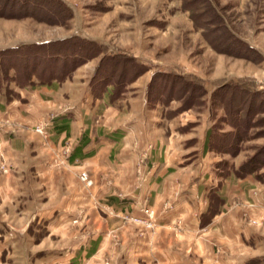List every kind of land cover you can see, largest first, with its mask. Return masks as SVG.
Returning <instances> with one entry per match:
<instances>
[{
  "label": "rangeland",
  "instance_id": "obj_1",
  "mask_svg": "<svg viewBox=\"0 0 264 264\" xmlns=\"http://www.w3.org/2000/svg\"><path fill=\"white\" fill-rule=\"evenodd\" d=\"M13 3L0 0V9L3 8L5 15L0 16V59L2 72L6 75L0 92L6 103L15 99L25 102L20 98L22 87L16 83H20L18 74L24 72V67L32 75L30 86L64 82L80 67L77 75L85 80L93 98L108 95L107 91L113 89L115 83L126 80L119 98L108 100L120 110L125 107L123 104L129 95L146 85L144 113L146 116L151 114L153 126H158L152 138L157 144L150 147L159 149L168 145L171 156L179 158L180 166L194 168L193 175L197 177L193 183L201 182L202 178L211 180L212 184L205 186L208 208L202 224L222 209L230 210L237 217H231V225L239 226L241 243L247 244L243 250L248 258L246 264H264V0H19L15 6ZM184 3L192 8H184ZM74 36L93 42L87 45V52L96 49L98 53L63 80L45 83L36 80L35 76L46 65L45 53L7 51L16 45H22L18 47L21 49L34 42ZM100 63L98 75L93 78ZM138 65L148 70L136 76ZM52 68L48 64V72ZM9 75H14L15 80ZM102 76L107 77L106 84H93ZM233 92L237 96L243 94L245 106L241 116L257 109L253 119H243L238 128L230 124L233 115L227 110V101ZM23 107L27 114L34 108L30 102L24 103ZM40 119L7 117L0 121V131L10 136L24 130L39 133L35 127L43 123ZM210 131L213 134L234 131L242 135L238 153L232 155L207 145ZM4 146L1 142L0 149ZM62 146L66 156L70 153L69 143L63 142ZM150 147L136 144L140 170ZM21 167L23 179L29 180L34 173L30 174L23 164ZM11 169L0 153V179ZM82 173L88 176L90 184L82 180ZM77 176L90 193L95 182L88 171L78 170ZM32 187L17 186L16 191H22V203L28 213L47 205L49 200L46 196H41L43 200L37 199L36 194L44 191V186L36 184ZM3 192L1 187L0 193ZM47 192L52 196L49 205H54L61 197L56 203L63 206L64 202L60 200L64 192L61 193L59 187ZM142 211L149 216L150 212L154 213L146 207ZM30 215L22 217V225H17V235L10 228L14 227L16 219L3 220L10 225L3 226L1 231L5 230L3 234L9 242L14 243L18 238L17 246L21 247L15 255L8 242L9 255L4 248L0 253V264L5 261L8 264H46L47 254L57 255L78 241L74 228H86V224L80 225L78 219H71L67 230L64 226L52 229L40 214ZM93 221L94 218L88 219V225ZM122 221L125 225L153 226L151 221L131 214H124ZM3 234L0 233V240Z\"/></svg>",
  "mask_w": 264,
  "mask_h": 264
},
{
  "label": "crops",
  "instance_id": "obj_2",
  "mask_svg": "<svg viewBox=\"0 0 264 264\" xmlns=\"http://www.w3.org/2000/svg\"><path fill=\"white\" fill-rule=\"evenodd\" d=\"M78 70L80 67L71 79L61 83L22 87L20 98L25 102L15 99L7 104L0 92V121L11 116L30 121L42 117L45 125L43 134L24 130L10 136L0 131V143L5 144L0 149L1 157L12 167L0 179L4 191L0 193V233H5L1 231L3 226L10 225L3 220L14 218V227L10 228L17 235L24 214H40L52 229L66 228L71 219L86 224L85 230L73 229L78 241L57 255L47 254L46 264H246L243 250L247 244L241 243L242 230L231 225L230 219H237L236 215L222 209L202 224L208 208L205 186L211 185V180L202 178L193 183L197 177L194 168L180 166L168 145L150 147L158 126H153L151 114L144 113L146 85L129 95L123 104L127 109L120 110L108 102L107 95L93 98L85 80L78 77ZM26 102L34 106L28 114L24 113ZM63 142L69 143L66 156ZM136 144L150 147L141 170ZM22 164L34 173L29 180L23 179ZM82 169L94 179L90 193L77 176ZM36 184L47 191L59 187L64 192L60 200L63 206L56 203L61 197L49 205L52 196L42 190L35 194L39 200L46 196L47 205L28 213L17 186L32 189ZM143 207L153 210L152 218L142 211ZM124 214L149 220L153 226L125 225ZM91 218L94 221L88 225ZM3 235L0 253L11 243L17 255L19 239L12 243Z\"/></svg>",
  "mask_w": 264,
  "mask_h": 264
},
{
  "label": "trees",
  "instance_id": "obj_3",
  "mask_svg": "<svg viewBox=\"0 0 264 264\" xmlns=\"http://www.w3.org/2000/svg\"><path fill=\"white\" fill-rule=\"evenodd\" d=\"M5 1L6 2L14 1L13 5L15 6V4L19 0H5ZM10 3L12 4V2ZM184 5H185L184 8H187V9L188 7L192 8L189 6L190 4L187 5L186 3H184ZM2 9L3 8L0 9V16H5L4 13L2 12ZM88 44L91 45L94 43L86 39H83L81 37L74 36V37H70L66 39H59V40H53V41L34 42L32 44L24 46V48H21L22 50L18 49V47L22 45H16V46L10 47L9 49H7V51L12 52L16 50L14 54H19L20 52L36 53V55H38L39 53H45L48 58L46 61V65H44L42 69L40 70L39 74L35 76L38 82L45 83L46 81L48 82L54 79L55 80L65 79L66 76L71 71L75 70L76 67H78L85 61L89 60L90 58L94 57L98 53V50L94 49V51L90 53L87 52ZM59 60L61 63H60V66L57 67L58 66L57 62ZM48 64L50 66L51 65L53 66L50 72H48ZM101 65L102 64L100 63L97 66L93 78L97 77L98 72L101 68ZM138 66H139V70L138 72H136L137 74L136 76H139L148 70V68L145 66H141V65H138ZM10 67H12V65ZM23 70L24 72H22V74H18V76L21 78L20 83L18 81H16V83L21 87L32 85L33 84V79L31 78L32 75L30 76V74L27 73L26 67H24ZM156 74L157 73L155 72L153 75V78L150 83V88H152L153 86L152 81L154 80ZM8 77L15 80L14 75H9ZM5 78H6V75L3 74L2 72V63L0 59V87H1L2 81ZM96 80H100V81L93 83V84L104 85L108 81L107 77L105 78L104 76ZM126 84H127L126 80H122V82L115 83V87L107 91L108 100L115 101L116 99H118L119 95L123 92V89H122L124 88L123 86H126ZM244 106L245 105H244L243 94L240 96H237V94L233 92V96L229 98V100L227 101V110L229 111L231 116L233 115L230 124L235 128L240 127V124L243 119L246 121H249V120L251 121L253 119V115L257 113V109L254 108V111H252L251 114H248V112H246V114H244V117L241 116L242 109L244 108ZM241 138H242V135H237V133L235 134L234 131H228L224 134H218V133L213 134L212 131H210L207 137V145L210 144L212 147H215L218 150L228 152L232 155H236L240 148V141L242 140Z\"/></svg>",
  "mask_w": 264,
  "mask_h": 264
},
{
  "label": "built area",
  "instance_id": "obj_4",
  "mask_svg": "<svg viewBox=\"0 0 264 264\" xmlns=\"http://www.w3.org/2000/svg\"><path fill=\"white\" fill-rule=\"evenodd\" d=\"M43 124L44 123L39 124L38 126L35 127V130L37 132L41 133V134H43L44 133V130H45ZM81 176H82V180H84L87 184H90L91 183V181L89 180L88 176L85 173H82ZM149 214L151 216L152 215V212H150Z\"/></svg>",
  "mask_w": 264,
  "mask_h": 264
}]
</instances>
